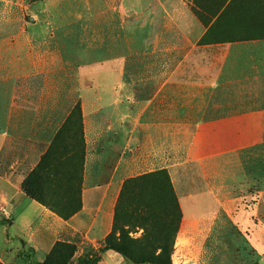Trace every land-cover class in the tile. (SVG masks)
I'll return each mask as SVG.
<instances>
[{
  "label": "crops",
  "instance_id": "obj_1",
  "mask_svg": "<svg viewBox=\"0 0 264 264\" xmlns=\"http://www.w3.org/2000/svg\"><path fill=\"white\" fill-rule=\"evenodd\" d=\"M55 139L40 202L22 181ZM161 170L170 264H264V0H1V261L60 241L74 263L130 264L100 250L124 181ZM77 189L68 219L47 207Z\"/></svg>",
  "mask_w": 264,
  "mask_h": 264
},
{
  "label": "trees",
  "instance_id": "obj_2",
  "mask_svg": "<svg viewBox=\"0 0 264 264\" xmlns=\"http://www.w3.org/2000/svg\"><path fill=\"white\" fill-rule=\"evenodd\" d=\"M74 112L77 113L80 119L79 105L75 106ZM54 143H56V139L49 146L46 153L42 155L36 167L22 181V189L27 196L40 202H46L43 197V188L49 176L44 171V167L46 159L50 157ZM150 181H154V183L156 181L155 186L153 182L151 183ZM167 190L171 194V199L166 196ZM79 194L80 189H77V199L75 203L58 205L47 204V207L62 218L68 219L81 207ZM171 204L175 208L177 212L176 216L179 219L180 211L177 199L166 170L126 179L115 207L112 231L107 235L100 252L102 253L107 250L114 251L123 256L130 264H170V256L177 230L176 225L171 226L172 222L170 221L167 222L168 224L165 222L160 224L154 223V225L156 224V230L159 231V237L157 241H155V251H149L144 248H131L133 243L135 244L142 241V238L134 239L130 237L129 233L131 231V224L137 223L138 220L142 219L146 221L153 220L152 217L159 215L162 209L166 210L170 208ZM169 216H171L170 213ZM121 217H124L127 228H119L117 231V222ZM160 232L162 235H160ZM169 232H171V234H169ZM158 249H160V251L157 253L156 251ZM74 252V244L58 241L53 245L44 261L40 264H96L98 261V257L94 256L95 258L79 259L74 263L72 259Z\"/></svg>",
  "mask_w": 264,
  "mask_h": 264
},
{
  "label": "rangeland",
  "instance_id": "obj_3",
  "mask_svg": "<svg viewBox=\"0 0 264 264\" xmlns=\"http://www.w3.org/2000/svg\"><path fill=\"white\" fill-rule=\"evenodd\" d=\"M85 33L90 34V31H85ZM84 49L87 50L86 48H84ZM76 64H78L79 66H81V68L83 69L85 75L90 72L91 67H92L93 64H96L97 69H99L100 71L106 69V67H107L106 66L107 63H91V62H88V61H84V62H80V63L78 62ZM124 64L125 63H123V62H120V63L119 62H116L115 63V66L117 68H119V67H123ZM141 64H142L141 62H136V63L133 62V63L127 64V66L129 68H131V69H135V70L138 71V69L140 68L139 66ZM76 146H77V148H76L77 149V152L80 153L81 152V150H80V142H78V144ZM47 180H46V182L48 183ZM150 182L151 183L153 182V184L155 186L156 181H155V183H154V181H150ZM47 192H49V191H47ZM49 195H50V193H49ZM166 196L171 199V194H170V192L168 190L166 191ZM76 198H77V196L75 195V199ZM51 200H53V199H51ZM54 200H59V199L57 198V199H54ZM75 202H76V200H75ZM54 205H56V204H54ZM169 213L171 214V216H169ZM176 214H177V212L175 211V208L171 204V207L170 208H168L166 210L162 209V211L160 212L159 215H156V216L152 217L153 220L151 219V220L146 221V220L142 219V220H138L137 223L131 224V226H130L131 227L130 228L131 231L129 233L130 237H133L132 234H134L135 232H137V231L139 232L138 228H142L143 229V232H144V233H142L141 237H133L134 239L142 238V241H140L138 243H135V244L133 243L131 245V248H135V249L144 248V249H147L149 251H155V249H156V247H155L156 246L155 245V241H157V239L159 237V231L156 230V224L154 225V223L160 224V223H164L165 222L166 224H168L167 222L170 221V222H172L171 226H173V218H174V216ZM8 222H9L8 219L0 220V224H4L5 225ZM119 228H124V229L127 228L126 225H125L124 217L123 218L121 217L118 220V222H117V231L119 230ZM144 230H146V231H144ZM169 234H171V232H169ZM160 235H162L161 232H160ZM158 251H160V249H158ZM29 254L30 253L27 252L25 255L26 256H29ZM1 260L2 259H0V264H13V262H8V261L4 262V261H1ZM16 264H40V263H38V262H36V261L31 260L30 258H28L27 260H23L22 262H20V261L16 262Z\"/></svg>",
  "mask_w": 264,
  "mask_h": 264
}]
</instances>
